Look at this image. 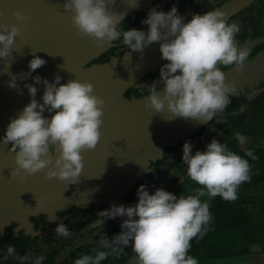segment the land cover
<instances>
[{
	"label": "clouds",
	"instance_id": "9594fccd",
	"mask_svg": "<svg viewBox=\"0 0 264 264\" xmlns=\"http://www.w3.org/2000/svg\"><path fill=\"white\" fill-rule=\"evenodd\" d=\"M110 2L113 0H63V8L72 13L71 20L78 31L97 43L107 44L122 37L127 49L142 52L146 45L159 42L161 58L167 61L159 69L163 87L154 84L149 88L146 106L157 112L166 108L172 117L202 122L223 111L229 95L238 92V87L226 82L225 72L218 65L234 66L242 72L249 56L248 48L235 43L238 25L227 22L223 9L193 13L186 20L176 5L167 11L153 7L142 21L148 25L147 30H122L117 26V14L108 9ZM14 15L17 21L25 18L19 10ZM19 32L17 24L0 25V58L10 54ZM45 63L42 57L33 55L28 62L29 74ZM33 80L35 84H25L30 101L9 120L4 136L0 137V141L12 145L15 153L17 167L11 175L21 170L26 174L45 170L48 178L75 183L83 167L81 150L94 148L99 141L104 100L94 93L90 81L75 78L59 83L58 73L51 82L39 75ZM41 80L42 103L35 98L36 85ZM9 86L17 87L14 76ZM45 110L52 115L44 116ZM234 135L241 144L245 142L246 137L240 132ZM182 147L181 159L187 175L203 187L195 195L178 196L163 187L150 193L144 184L139 185L135 204H112L98 213L99 217H126L119 233L112 238L106 234L101 237L103 249L109 251L94 249V255L83 254L74 264H101L110 252H117L130 241L136 254L135 264H198L188 253L190 242L194 237H202L212 220L208 202H202L200 197L206 192L209 197L236 199L238 186L250 179L249 163L216 138L204 150L193 151L190 141ZM57 149L59 154L53 160ZM246 156L256 158L251 150ZM36 203L44 207L43 201L36 199ZM98 223L102 224V220ZM55 231L65 237L70 235L62 221ZM7 252L12 254L14 249L9 246ZM42 259L38 257L35 264Z\"/></svg>",
	"mask_w": 264,
	"mask_h": 264
},
{
	"label": "flooded vegetation",
	"instance_id": "af4514ba",
	"mask_svg": "<svg viewBox=\"0 0 264 264\" xmlns=\"http://www.w3.org/2000/svg\"><path fill=\"white\" fill-rule=\"evenodd\" d=\"M172 5H176L178 12L186 20L190 19L193 13L202 14L205 11L223 9L227 13L225 17L227 22H235L238 25L239 30L235 34V43L238 47H246L249 49V56L243 68H249L252 66L249 65L251 63L255 62V64L253 65L254 68L252 71L248 72L247 70H243L242 72H236L233 76H228V73L232 69H235L234 66L218 65L225 72L226 82L230 81L235 83L238 87V92L229 95L228 103L223 111L218 112L211 120L201 124L193 133L187 135L184 140H180L176 145L170 146L174 148L171 156L178 151H180V156L177 162L172 167H169L161 176L156 187L167 180L169 181V186H172L189 178L188 175H185L187 174V168L181 159L183 152L182 146L185 141L191 142L193 151L197 149L204 150L205 145L212 138L220 139L226 131L232 129L236 124L241 125L240 122L259 125L261 126L260 133L264 134V0L152 1V6L156 7L157 10L167 11ZM146 17L147 15L144 11L133 10L123 18V20L128 18L127 22L122 24V20L118 28L127 30L129 27H134L147 30L148 25L142 22ZM125 25H127V28H124ZM157 43L159 42L148 44L144 49L150 48ZM130 52L140 51L127 49V45L122 43L121 37L110 42L103 52L84 64L85 68H90L97 65H106L114 60L117 61L113 64V68L109 71L105 70L101 76L90 77L88 79L93 84L94 93L104 100L99 141L94 148L81 150L82 156L87 158L86 166L90 172H96V168L102 162H105V165L112 163L119 165L117 167H121L122 162L118 156L136 154L130 144V142L133 143V141H130L132 137L130 133H133V127L135 128L137 126L139 112L124 108L123 105L119 106L118 104H125L124 99L129 102L130 100L145 98L150 94L149 88L154 84L162 88L158 84L162 81L159 76V69L167 61L164 59L154 67L145 69L143 68L144 65L140 67V63L135 60H128L127 62L120 60L125 58ZM118 69L121 71L120 77L118 76ZM125 70L127 72L124 74ZM116 84L122 86V89L125 86L122 91V97L124 99L122 98L121 101L116 100L115 97L116 92L114 86ZM111 89H114V91ZM241 108H243V111H241ZM123 126L126 127L125 133L127 137H123V134L121 135L119 133V129L121 130ZM58 154L59 149L52 156L53 160L55 159V155ZM14 157L15 153L12 151V145L0 141V182L3 186L4 179L7 176H11L15 181H22L24 184L35 181L38 186L36 190L37 194L43 184H51L54 177H46L45 170L33 174H26L23 170L13 175L11 173L9 174V171L17 167ZM164 162L159 166V169L164 165ZM153 163L152 161L149 164L148 170H150ZM147 173L148 171L142 178ZM153 177L147 184L151 182ZM139 181L123 195V201L130 202L137 196L135 190ZM2 191L3 187L0 185V193ZM41 192L43 193V190ZM73 193L72 205L59 207L48 204L42 208L39 206L38 208L27 209V211L12 208V212H10L7 218L9 222L0 225V264L18 259L33 262L38 257L45 258L50 253L65 250L69 245L75 244L82 239L101 241V237L104 234L114 236L121 231V229L118 232L115 231L113 225L114 222H122L121 220L109 219L102 221V224L98 223L99 219L103 220L104 218L99 217L98 213L107 206L101 203L98 197L91 194L92 199L90 200V195L84 197V194H81L72 185L64 191V195L67 197ZM25 207H27V204H25ZM19 220H23L24 225ZM61 221L70 232V235L67 237L58 235L55 231V226ZM9 246L14 249V253L9 254L7 252Z\"/></svg>",
	"mask_w": 264,
	"mask_h": 264
},
{
	"label": "water",
	"instance_id": "95a60500",
	"mask_svg": "<svg viewBox=\"0 0 264 264\" xmlns=\"http://www.w3.org/2000/svg\"><path fill=\"white\" fill-rule=\"evenodd\" d=\"M153 0H113L108 4V9L117 14V26L123 18L133 10L144 11L146 15L152 6ZM19 10L24 14V19L17 21L14 11ZM72 13L63 8V0H0V25L17 24L20 29L19 35L14 38L12 51L4 58H0V137L5 133L9 120L22 110L31 97L25 84H35L33 77L39 75L47 78L50 82L55 74H59L61 80L59 83H66L70 79L88 81L90 77H99L105 70L113 68L114 60L106 65H97L85 68L84 64L90 59L103 52L109 43H97L96 40L87 35L81 34L71 20ZM122 17V18H121ZM119 18H121L119 20ZM33 55L42 57L46 63L32 70L29 74L28 62ZM137 61L140 67L151 68L162 62L159 43L150 48L143 49L142 52H130L125 58L120 59ZM149 64V65H147ZM254 63L249 68L243 70L252 71ZM142 68V69H143ZM127 70L124 71V74ZM232 69L228 76L236 74ZM15 77L17 87H10L9 81ZM116 76V72H115ZM118 76L121 71L118 69ZM163 87V81L158 83ZM36 99L42 101L44 91L43 81L36 85ZM125 87V86H124ZM123 87V89H124ZM116 100H122V86L116 84ZM114 91V89H111ZM124 99V98H123ZM124 108H129L139 112L137 126L133 127V133L130 141L132 150L136 154H126L118 156L121 159L122 166L112 163L105 165V162L99 164L96 172H90L86 166L87 158L82 156L83 167L79 174L78 181L66 184L65 181L54 177L50 185L43 184L38 194L37 183L14 180L11 176L4 179L3 191L0 193V225L7 224L9 214L12 208L27 211L30 208H38L36 199L43 201L44 206L48 204L62 207L73 204L74 193L67 197L64 195L71 185L74 186L84 197L91 200V194L98 197L101 203L106 204L108 209L112 204H123L125 206L135 204L138 196H135L130 202L123 201V195L132 189L136 183L147 172L145 168L153 161L161 160L164 156V149L176 145L180 140H184L187 135L193 133L201 124L205 123L191 118L185 120L182 117H172L171 113L165 108L157 112L152 107L146 106V98L139 100H123ZM44 116L52 115L47 110ZM126 127L119 133L127 137ZM136 147V149H134ZM180 151L169 157L164 165L156 172L151 182L147 185L151 193L156 189V184L165 173V171L177 162ZM12 171H9V174ZM18 181V182H17ZM50 188V190H49ZM43 190V193L41 192ZM42 197V198H41ZM27 204V207H25ZM71 204V205H72ZM104 209V210H105ZM126 217L117 216L114 218L104 217L102 221L109 219L124 220ZM23 225V220H19ZM125 246L128 252L126 264H135L136 255L131 246Z\"/></svg>",
	"mask_w": 264,
	"mask_h": 264
},
{
	"label": "trees",
	"instance_id": "16d2710c",
	"mask_svg": "<svg viewBox=\"0 0 264 264\" xmlns=\"http://www.w3.org/2000/svg\"><path fill=\"white\" fill-rule=\"evenodd\" d=\"M127 20L128 18H125L122 24ZM124 28H127V25ZM240 123L241 125L236 124L226 131L218 141L248 160L250 179L238 186L234 200H225L219 195L209 197L206 192L200 197L202 202H208L212 220L204 235L194 237L190 242L188 253L197 259L198 264H223L228 258L246 256L251 254L254 248H264V134L260 133L259 125ZM236 132L246 137L243 144L236 139L234 135ZM173 150V147L164 150L163 158L151 165L148 173L137 184L135 192L139 185L149 184L147 182L155 176L159 166L171 156ZM249 150L253 152L255 159L246 156ZM202 187L189 177L164 189L178 196H187L195 195ZM113 225L115 231H120L121 222H114ZM112 237L108 235V238ZM94 249L109 251L103 249L101 241L82 239L69 245L65 250L50 253L40 261V264H74V261L83 254L94 255ZM127 258L128 252L124 246L117 252H110L101 264H126ZM35 261L18 259L4 264H35Z\"/></svg>",
	"mask_w": 264,
	"mask_h": 264
},
{
	"label": "rangeland",
	"instance_id": "374dc122",
	"mask_svg": "<svg viewBox=\"0 0 264 264\" xmlns=\"http://www.w3.org/2000/svg\"><path fill=\"white\" fill-rule=\"evenodd\" d=\"M185 175L187 176V174ZM178 181H180V179H178ZM168 182L167 180L158 187L169 186L170 184H168ZM223 264H264V248H254L253 252L246 256L228 258Z\"/></svg>",
	"mask_w": 264,
	"mask_h": 264
}]
</instances>
